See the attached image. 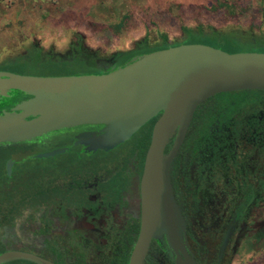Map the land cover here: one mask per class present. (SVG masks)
<instances>
[{
	"label": "flooded vegetation",
	"instance_id": "flooded-vegetation-1",
	"mask_svg": "<svg viewBox=\"0 0 264 264\" xmlns=\"http://www.w3.org/2000/svg\"><path fill=\"white\" fill-rule=\"evenodd\" d=\"M219 42L239 48L231 53H264V8L181 16L175 27H147L125 45L79 21L58 34L33 29L0 49V71L20 73L14 67L28 64L58 70L49 76L104 74L153 51ZM30 98L20 90L0 95V115ZM162 115L111 149H91L80 137L104 125L0 144V264H132ZM179 130L164 154L172 156L185 231L178 242L169 234L151 239L143 264H264V90L217 93L198 105L178 142Z\"/></svg>",
	"mask_w": 264,
	"mask_h": 264
},
{
	"label": "water",
	"instance_id": "water-1",
	"mask_svg": "<svg viewBox=\"0 0 264 264\" xmlns=\"http://www.w3.org/2000/svg\"><path fill=\"white\" fill-rule=\"evenodd\" d=\"M264 90V53H230L205 44H182L133 58L109 73L35 76L0 71V95L20 90L31 98L0 115V144L18 143L81 125H104L81 135L91 149H111L163 112L143 178L144 220L132 264H143L151 239L185 231L164 151L178 142L200 103L222 92ZM1 258L0 261H3ZM186 264H196L190 259Z\"/></svg>",
	"mask_w": 264,
	"mask_h": 264
},
{
	"label": "rangeland",
	"instance_id": "rangeland-1",
	"mask_svg": "<svg viewBox=\"0 0 264 264\" xmlns=\"http://www.w3.org/2000/svg\"><path fill=\"white\" fill-rule=\"evenodd\" d=\"M228 8L260 9L264 0H0V49L14 39L26 38L33 29L58 34L75 21L98 38L125 45L130 35L141 34L147 27L173 28L181 16L217 17ZM216 45L230 53L239 49L231 43ZM14 68L24 75L59 73L52 67L28 64Z\"/></svg>",
	"mask_w": 264,
	"mask_h": 264
},
{
	"label": "trees",
	"instance_id": "trees-1",
	"mask_svg": "<svg viewBox=\"0 0 264 264\" xmlns=\"http://www.w3.org/2000/svg\"><path fill=\"white\" fill-rule=\"evenodd\" d=\"M194 39L196 40V39H197V36H194V37L192 38V40H194ZM233 46H234V45H233Z\"/></svg>",
	"mask_w": 264,
	"mask_h": 264
}]
</instances>
